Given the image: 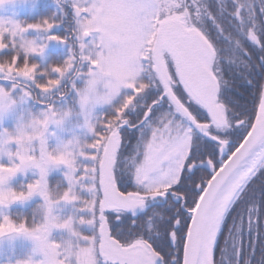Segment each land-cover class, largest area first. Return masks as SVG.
Segmentation results:
<instances>
[{
    "label": "snow or ice",
    "instance_id": "1",
    "mask_svg": "<svg viewBox=\"0 0 264 264\" xmlns=\"http://www.w3.org/2000/svg\"><path fill=\"white\" fill-rule=\"evenodd\" d=\"M7 2L0 0V6ZM215 3L214 12L201 0H71L78 40L94 49L81 57L88 89L105 86L92 103L110 105L89 145L95 184L89 207L100 243L81 248L75 264H264V190L257 182L264 180V73L254 83L240 71H251L253 61L258 69L264 65V0ZM55 25L48 18L29 24L0 18V50L20 35L25 53L0 65V78L20 74L35 81L37 65L27 55L46 45L23 33L44 30L49 39L66 42L52 33ZM53 71L59 86L65 69L54 65ZM236 76L242 79L234 82ZM46 84H37L42 94L50 90ZM240 84L252 85L251 91ZM10 97L0 85V109L14 102ZM89 99L82 96L85 103ZM38 123L46 126L48 119ZM38 135L39 156L18 152L19 163L0 164V206L39 193L50 209L43 183L47 166L74 168L70 153H48L43 133ZM9 139L20 143L33 136L21 131ZM129 145L131 171L124 173L119 165ZM29 167L38 168L41 179L26 192L2 187ZM62 198L78 199L71 188ZM226 222L224 241L218 242ZM70 226L55 217L31 226L4 216L0 236L33 239L47 257L35 264H65L48 235L53 227Z\"/></svg>",
    "mask_w": 264,
    "mask_h": 264
},
{
    "label": "trees",
    "instance_id": "2",
    "mask_svg": "<svg viewBox=\"0 0 264 264\" xmlns=\"http://www.w3.org/2000/svg\"><path fill=\"white\" fill-rule=\"evenodd\" d=\"M201 2L208 3L209 7L216 11L215 0H201ZM33 4L32 7H25L17 14L18 21L29 24L42 18L53 20L56 25L51 30L52 33L65 37L66 42L56 46L54 42L59 41L49 39L50 33L44 30L28 29L23 33L24 39L34 41L36 45L46 46L42 52L27 55L29 64L37 65L35 81L32 78H24L20 74H15L14 78H0V85L11 92L10 99L14 101L8 107L0 109V164L8 165L10 160L19 163V157L16 155L19 152V145L15 139H9V137H17L20 130L33 136L32 142H28L27 139L20 142L24 148L30 150V153L26 155H40L38 135L40 132L43 133L45 146L47 141L49 143V147H46L47 152L52 155L57 154L59 149L50 146L48 138L52 129L51 123L56 125V134L51 135L52 139L55 136L54 142L72 144L79 156L74 163V168L64 166L63 170L67 172V177L63 171L57 170L56 164L47 166L46 169L50 172H45L43 183L52 202L50 209L44 198L36 193L28 199L0 206V219L9 216L17 224L26 221L31 226L44 224L52 217H55L57 222L70 220V228H52L48 235V242L58 244V251L66 255L67 264H75L81 248L91 246L94 242L98 245L97 225L94 223V214L89 207V202L95 198V184L91 173L94 164L91 159L93 149L89 145L94 141V130L99 127L103 114L109 112L110 105L92 103L91 98L102 94L105 86L102 84L95 92H90L88 89V65L81 58L87 46L82 51H78L80 48L72 39L74 34L79 33V25L72 16L71 0H33ZM260 26L264 30V19L260 21ZM4 39L8 40V37L5 36ZM253 53L254 57L259 55L255 50ZM13 54L25 55L24 40L20 35L9 40L7 47L0 50V65H7ZM54 65H61L65 69L59 86L55 83L57 73L53 71ZM16 71L14 69V73ZM240 71L250 76L254 83H258L264 73V65L258 69L253 61L251 71L246 68H241ZM225 75H228L227 71ZM49 77H52L53 81L46 84ZM241 79V76H236L234 82ZM37 84H46L50 90L42 94ZM240 87L247 91L252 89V85L248 84H240ZM123 92L122 89L121 96ZM85 94L90 97L87 103L82 100ZM46 118L48 119L46 126L38 123ZM56 118H60L61 122H55ZM87 122L90 124L84 125ZM127 152L131 156L130 145L123 153ZM9 153H12L11 157ZM21 153L24 154V152ZM128 169H131V160L128 162ZM38 176L41 179L40 170L29 167L25 171L16 172L2 187L26 192L27 185L39 180ZM257 182L259 188L264 190V180L258 177ZM69 188L78 199L66 201L62 198ZM261 206L264 208V203ZM227 227L226 222L218 242L224 241V232L227 231ZM131 231L134 232L136 229ZM30 258L34 260V264L36 261L47 259L43 253L37 251V244L33 239L12 232L0 236V264H17V261ZM253 260L255 261V257Z\"/></svg>",
    "mask_w": 264,
    "mask_h": 264
},
{
    "label": "rangeland",
    "instance_id": "3",
    "mask_svg": "<svg viewBox=\"0 0 264 264\" xmlns=\"http://www.w3.org/2000/svg\"><path fill=\"white\" fill-rule=\"evenodd\" d=\"M33 5H34L33 4V0H27V1H25V0H10V2L4 3L2 6H0V18H3L5 20H7L9 18H11L12 20H18L17 14L19 12L23 11L25 9V7H29V6L32 7ZM54 44L56 46H60L61 42H54ZM84 47L85 46H83L81 44L80 50H78V51H82V49ZM89 52L94 53V49H93L91 44L87 45V48H86V51H85V53H89ZM54 121L55 122H61V119L60 118H56ZM89 124H90L89 122L84 123V125H89ZM51 125H52V129H50V133L48 135V138L50 140V146L54 147L55 149H59L58 153L55 154V155H58V154H61V153H70L71 157H72V159L74 160V163H75L77 161V159H78L79 153L75 150V148H74V146L72 144H69V143L66 144L64 142H58V141L54 142L55 136H54V139H52L51 135L52 134L53 135L56 134V131H55L56 125L54 123H51ZM20 132H21V130H20ZM13 141H15V140H13ZM28 142H32V140H30ZM16 143L19 145V150H18L19 152H24V154L30 153L29 152L30 150H27L26 148H24V146L21 143H18V142H16ZM46 147H49L48 141L46 143ZM12 163H16V162L13 161V160H10L8 162V165H10ZM64 166H66V165H64V164L57 165V170L63 171V173L67 177V175H68L67 172L63 170ZM48 172H50V171L48 169H46V173H48ZM37 179H39V176H38ZM37 251H38V249H37ZM61 254L63 256H65V258H66V255L64 253L61 252ZM33 262H34V260H33ZM65 264H67L66 260H65Z\"/></svg>",
    "mask_w": 264,
    "mask_h": 264
},
{
    "label": "flooded vegetation",
    "instance_id": "4",
    "mask_svg": "<svg viewBox=\"0 0 264 264\" xmlns=\"http://www.w3.org/2000/svg\"><path fill=\"white\" fill-rule=\"evenodd\" d=\"M130 157L131 156L128 154V152L126 154L122 153L119 167H121V171L124 173H130L131 171V169H128V162L131 160Z\"/></svg>",
    "mask_w": 264,
    "mask_h": 264
},
{
    "label": "water",
    "instance_id": "5",
    "mask_svg": "<svg viewBox=\"0 0 264 264\" xmlns=\"http://www.w3.org/2000/svg\"><path fill=\"white\" fill-rule=\"evenodd\" d=\"M99 243H100V241H99ZM104 244L107 246V240L104 241Z\"/></svg>",
    "mask_w": 264,
    "mask_h": 264
}]
</instances>
